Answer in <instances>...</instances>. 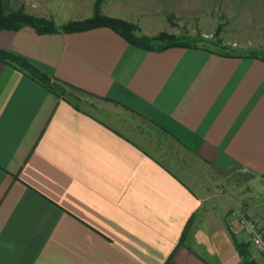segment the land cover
<instances>
[{
	"label": "crops",
	"instance_id": "1",
	"mask_svg": "<svg viewBox=\"0 0 264 264\" xmlns=\"http://www.w3.org/2000/svg\"><path fill=\"white\" fill-rule=\"evenodd\" d=\"M16 2L56 26L82 19L76 2ZM148 10L99 5L152 35ZM0 49L66 92L0 61V264H243L223 209L238 202L229 173L239 198L264 190V57L144 51L107 27L0 30ZM262 204L249 210L264 239Z\"/></svg>",
	"mask_w": 264,
	"mask_h": 264
},
{
	"label": "rangeland",
	"instance_id": "2",
	"mask_svg": "<svg viewBox=\"0 0 264 264\" xmlns=\"http://www.w3.org/2000/svg\"><path fill=\"white\" fill-rule=\"evenodd\" d=\"M133 1L140 5H144L146 2L149 13L157 12L154 15L157 30L154 34L146 36H154L164 32L174 35L178 40L189 45L207 47L225 53L249 54L254 52L264 57V0ZM3 2L5 11H14L22 6L16 0H4ZM74 2L78 6V16H81L82 19L92 15L89 8L93 12L95 0L93 3L90 0H64L63 6ZM22 8L24 12L29 13L26 8ZM135 34H142L138 27ZM67 96L75 104L86 106L79 98V93L73 91L72 94ZM234 175L236 174L229 173L230 177L226 185L227 191L232 195L231 197H238V200H235V202H238L232 206H224V217L229 216L234 208L245 211L256 219L255 215L251 214L249 207L255 209L262 203L264 206V190L260 195L248 193L239 198V194L244 190L246 191V189L237 181ZM230 227H232V224Z\"/></svg>",
	"mask_w": 264,
	"mask_h": 264
},
{
	"label": "trees",
	"instance_id": "3",
	"mask_svg": "<svg viewBox=\"0 0 264 264\" xmlns=\"http://www.w3.org/2000/svg\"><path fill=\"white\" fill-rule=\"evenodd\" d=\"M4 0H0V30L16 31L23 26L31 27L35 33H55L61 31L64 33L79 32L96 27H107L122 37L128 44L139 48L144 51H162L171 47H193L198 46L186 44L172 34L160 32L154 36H146L143 34H135L137 27L128 21L109 17L99 12L100 0H95L93 5L92 15L88 18L79 20H70L56 26L52 19L37 17L30 13L23 11L22 6H19L16 10H4ZM209 49L207 47H202ZM225 55H231V53L221 52ZM255 55L254 52H250L249 56ZM0 61L8 63L17 69L24 72L33 80L43 85L48 91L57 95L64 96L66 94L63 89V83H60L51 76H48L41 72L27 59L17 56L11 52L0 49ZM70 88H73L69 86ZM230 237L233 242V246L242 259L243 264H255L253 260L248 257L247 243L238 241L237 237L230 231Z\"/></svg>",
	"mask_w": 264,
	"mask_h": 264
},
{
	"label": "built area",
	"instance_id": "4",
	"mask_svg": "<svg viewBox=\"0 0 264 264\" xmlns=\"http://www.w3.org/2000/svg\"><path fill=\"white\" fill-rule=\"evenodd\" d=\"M231 229L239 234L240 239L246 242L254 252L264 255V239L261 227L256 219L240 209H233L230 213Z\"/></svg>",
	"mask_w": 264,
	"mask_h": 264
}]
</instances>
